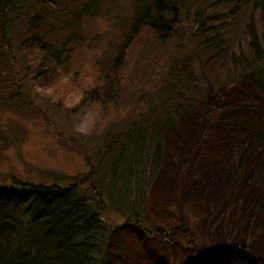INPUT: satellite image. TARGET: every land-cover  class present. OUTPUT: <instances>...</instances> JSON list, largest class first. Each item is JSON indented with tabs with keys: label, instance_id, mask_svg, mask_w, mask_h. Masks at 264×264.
<instances>
[{
	"label": "trees",
	"instance_id": "16d2710c",
	"mask_svg": "<svg viewBox=\"0 0 264 264\" xmlns=\"http://www.w3.org/2000/svg\"><path fill=\"white\" fill-rule=\"evenodd\" d=\"M98 3L0 0V99H8L0 104L34 109L24 90L28 82L57 100L62 95L69 100L80 89L71 112L113 104L129 65L139 58L137 80L144 84L135 90L146 107L129 126L108 131L104 146L85 156L83 176L52 174L30 184L1 175L0 264H121L112 248L119 232L142 240L190 237L183 227L158 231L146 208L165 135L181 131L199 103V90L214 85L220 91L245 90V102L224 107L219 122L234 138L227 143L249 137L233 153L241 154L232 185L250 165L261 198L256 211L264 210V104L254 100L264 101V0H133L118 42L110 50L88 48L92 53L85 56L78 29ZM140 61L145 62L139 66ZM78 80H88L84 89ZM66 180V187L56 183ZM7 185L26 192L21 196ZM234 248L235 257L247 261L246 251Z\"/></svg>",
	"mask_w": 264,
	"mask_h": 264
},
{
	"label": "rangeland",
	"instance_id": "374dc122",
	"mask_svg": "<svg viewBox=\"0 0 264 264\" xmlns=\"http://www.w3.org/2000/svg\"><path fill=\"white\" fill-rule=\"evenodd\" d=\"M132 8L133 0H99L79 26L81 53L85 50L87 56L92 53L88 48L93 47V51L110 50L118 42ZM15 58L20 63V56L16 54ZM138 62L136 58L129 65L115 105L78 106L71 112V101L81 94L80 89L69 93V100L63 95L57 100L50 90L33 89L29 82L24 90L34 109L13 106L12 102L0 104V178L9 176L34 184L52 174L68 178L87 173L85 156L104 146L108 131L129 126L130 120L146 108L135 90L144 84L137 80ZM219 73L222 75V71ZM77 82L85 88V80ZM204 91L196 95L199 103L187 122H181V131L165 132L161 168L149 194L150 207L146 208L152 227L158 231L183 227L190 237L181 233L171 238L153 235L139 242L132 232H119V246L112 243V248L116 247L121 264H264V210L256 211L261 198L257 197V183H251L250 165L245 166L238 184L232 185L241 154L233 153L249 137L233 145L227 143L234 138L219 122L226 116L224 107L245 102V90L220 91L214 85ZM254 100L259 106L264 104L259 98ZM56 183L66 187L69 182ZM5 187L21 196L26 192L15 186ZM234 247L246 251L247 263L235 257L238 252ZM232 249L235 252H229Z\"/></svg>",
	"mask_w": 264,
	"mask_h": 264
},
{
	"label": "bare ground",
	"instance_id": "6f19581e",
	"mask_svg": "<svg viewBox=\"0 0 264 264\" xmlns=\"http://www.w3.org/2000/svg\"><path fill=\"white\" fill-rule=\"evenodd\" d=\"M215 184L217 185V183L215 182ZM202 197V196H201ZM259 207V206H258ZM135 235V234H134ZM136 237H137V240H139V242L140 241H143L141 238H140V236H138V235H135ZM113 254H114V251L112 252Z\"/></svg>",
	"mask_w": 264,
	"mask_h": 264
}]
</instances>
